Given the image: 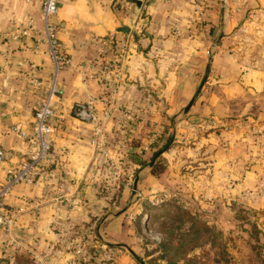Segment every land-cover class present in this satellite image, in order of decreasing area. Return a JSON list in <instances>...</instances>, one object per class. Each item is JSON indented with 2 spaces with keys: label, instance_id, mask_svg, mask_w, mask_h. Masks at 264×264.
Listing matches in <instances>:
<instances>
[{
  "label": "crops",
  "instance_id": "crops-1",
  "mask_svg": "<svg viewBox=\"0 0 264 264\" xmlns=\"http://www.w3.org/2000/svg\"><path fill=\"white\" fill-rule=\"evenodd\" d=\"M238 1L217 17L213 2L202 0H57L51 21L65 59L57 70L59 97L46 136L51 156L40 163L32 182L15 183L1 199L0 212L13 217L10 232L0 227V264H87L91 256L82 238L110 264H132L123 262L116 247L128 251L129 221L123 212L108 210L99 193L92 169L100 158L91 142L95 125L73 114L76 102L90 100L100 131L113 129V114L128 112L133 144L140 146L159 110H182L211 61L217 84L201 107L194 100L197 124L207 122L202 115L211 117L208 123L232 119L230 101L244 91L256 92L253 101L264 119V45L253 56H240L232 47L234 53L221 56L224 48L208 55L210 24L224 41L227 32L236 31L237 20L250 25L247 15L264 5V0ZM26 20L36 28L33 36L13 38ZM40 27L39 0H0V182L35 148L5 128L12 122L29 126L44 94L51 62ZM33 37H38L36 47ZM240 62L256 66L241 71ZM93 224L100 244L90 234Z\"/></svg>",
  "mask_w": 264,
  "mask_h": 264
},
{
  "label": "rangeland",
  "instance_id": "rangeland-1",
  "mask_svg": "<svg viewBox=\"0 0 264 264\" xmlns=\"http://www.w3.org/2000/svg\"><path fill=\"white\" fill-rule=\"evenodd\" d=\"M202 2H213L218 17L219 13L224 16L225 11L231 12L239 1ZM247 16L250 25H243L241 16L236 31L227 32L224 41L222 32L213 26L209 56L224 48L228 49L222 50L221 56L234 50L246 57L258 53L264 45V5L257 14ZM204 20L199 21L205 26ZM240 65L241 71L256 66ZM212 69L210 61L185 109L174 113L159 110L160 118L149 124L147 131L152 130L142 145L133 144L134 128L128 112L118 117L113 114L110 132L103 129L91 136L97 138L94 147L100 157L92 168L99 193L108 210L124 213L131 228L128 251L116 246L118 253L123 251V262L140 264L132 250L142 264H264V119L253 101L256 92L244 91L230 101L228 113L232 119L208 123L211 117L202 115L207 122L197 124L195 115L200 111L193 107L194 100H200L201 107L207 91L217 84ZM168 134L166 147L149 159ZM132 147L148 164L133 162ZM152 163L158 166L157 172L150 170ZM142 169L148 174L141 176ZM94 229L93 224L90 234L100 244L102 240ZM82 241L91 256L87 264H110L106 254L98 256ZM77 246L82 254L83 245Z\"/></svg>",
  "mask_w": 264,
  "mask_h": 264
},
{
  "label": "built area",
  "instance_id": "built-area-1",
  "mask_svg": "<svg viewBox=\"0 0 264 264\" xmlns=\"http://www.w3.org/2000/svg\"><path fill=\"white\" fill-rule=\"evenodd\" d=\"M57 8V0H39V17L41 20V27L39 30L41 37L39 38L46 44L47 56L51 62V72H49L48 75L44 94L34 107L29 126H22L18 122H12L5 128V132H12L22 140H30L34 143L35 148L30 152L28 159L13 169H7L8 173L5 180L0 182V207L1 199L6 195L9 189L18 182H32L34 175L37 173V169L40 167V163L51 156L50 144L46 136L52 128L50 119L54 114L56 102L59 97V88L56 82L57 70L60 62L65 59L63 54L58 50L55 25L51 21V17L57 12ZM35 31L36 28L32 25V21L26 20V22H24L16 32H13L11 36L13 38H18L20 36L30 38ZM114 34V31L110 32L111 37H114ZM37 42L38 37L35 38L34 47L37 46ZM18 64H21V62H18ZM32 69L33 72L36 71L35 73H37L39 68L37 66H32ZM30 81L33 84L39 83L36 78H31ZM72 112L80 119L94 122V135L99 134V123L90 100L76 102L72 108ZM91 142L93 145L97 144L96 136L91 138ZM2 159L3 150L0 147V161ZM12 217L13 215L11 212H0V227L4 226L6 230L10 232Z\"/></svg>",
  "mask_w": 264,
  "mask_h": 264
},
{
  "label": "trees",
  "instance_id": "trees-1",
  "mask_svg": "<svg viewBox=\"0 0 264 264\" xmlns=\"http://www.w3.org/2000/svg\"><path fill=\"white\" fill-rule=\"evenodd\" d=\"M208 29H209V32H210V33L213 32V26H212L211 24L208 26ZM169 137H170V134H168V135L166 136V138L164 139V141H162V142L160 143L159 147H157V148H155V149L152 150V154L150 155L149 159H150L153 155H157V154H158L159 150H160L165 144H167ZM130 157H131V159L133 160V162H136L139 166H141V165H143V164H148V160H147V162H146L145 160H143V159H139V158H138L135 149L133 150V152L130 153ZM149 167H150V170H151L153 173L158 171V170H156L158 166L155 165V164H153V163L150 164ZM129 251H130L131 254L133 255L134 259H135L136 261H138L140 264H142L141 259H140L136 254H134V253L132 252V250H129Z\"/></svg>",
  "mask_w": 264,
  "mask_h": 264
},
{
  "label": "water",
  "instance_id": "water-1",
  "mask_svg": "<svg viewBox=\"0 0 264 264\" xmlns=\"http://www.w3.org/2000/svg\"><path fill=\"white\" fill-rule=\"evenodd\" d=\"M220 35H221V33H219L218 37H219ZM191 101H192V98H190V100L188 101V104H190ZM186 107H187V104H186V106H184V109H185ZM164 147H166V146H164ZM135 181H136V177L134 178L133 186H132V190H131V192L134 191Z\"/></svg>",
  "mask_w": 264,
  "mask_h": 264
}]
</instances>
